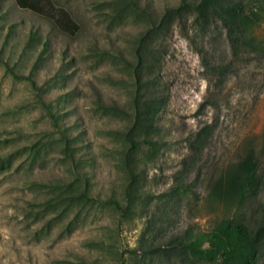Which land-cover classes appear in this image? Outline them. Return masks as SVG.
<instances>
[{
	"label": "rangeland",
	"instance_id": "1",
	"mask_svg": "<svg viewBox=\"0 0 264 264\" xmlns=\"http://www.w3.org/2000/svg\"><path fill=\"white\" fill-rule=\"evenodd\" d=\"M52 1L79 24L76 36L0 4V264H203L179 242L223 218L264 225V152L253 198L211 196L249 144L262 151L264 56L234 52L220 27L153 34L164 104L158 131L131 132V185L136 52L147 16L182 0ZM252 31L264 45V25ZM168 251L176 257L165 263Z\"/></svg>",
	"mask_w": 264,
	"mask_h": 264
},
{
	"label": "trees",
	"instance_id": "2",
	"mask_svg": "<svg viewBox=\"0 0 264 264\" xmlns=\"http://www.w3.org/2000/svg\"><path fill=\"white\" fill-rule=\"evenodd\" d=\"M17 7L30 11L53 22L59 31L71 37L76 36L80 26L70 14L58 7L52 0H14ZM2 0H0L1 4ZM150 35L140 40V49L136 52L137 63L133 68L135 78V123L126 133L128 151L124 154V164L131 176L129 184L135 185L133 165L136 160L133 152L139 146L132 135L133 129L158 131L157 121L164 104L160 93V82L157 74L162 50H150L146 43L150 42L153 34L167 35L175 24L183 31L187 25L207 34L213 27H220L226 40L234 52L247 49L250 53L264 56V45L257 40L253 28L264 25V0H182L177 7L167 8L160 18L147 16ZM192 20V23L190 22ZM31 37H35L32 34ZM42 55L39 57L41 60ZM37 65V64H36ZM213 100L206 98L200 105L205 108L212 105ZM151 137L145 142L148 149L154 148ZM66 153H71V143L64 137ZM246 149L236 165L221 175L212 185L213 199L226 205H242L247 199L253 198L261 186V157L264 152V132L262 151H258L254 144ZM72 155V153H71ZM5 160L0 157V168ZM264 225L251 228L242 221L223 218L207 233H199L180 244L184 253L201 260L203 264H258L259 257L264 250ZM174 251H177L173 247ZM176 257L172 251L166 254L165 263Z\"/></svg>",
	"mask_w": 264,
	"mask_h": 264
}]
</instances>
